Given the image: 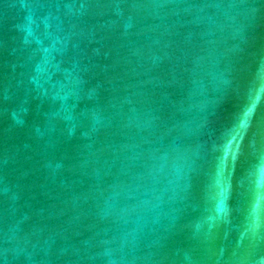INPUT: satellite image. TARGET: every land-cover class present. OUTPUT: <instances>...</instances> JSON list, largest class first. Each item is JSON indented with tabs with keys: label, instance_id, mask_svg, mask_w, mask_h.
<instances>
[{
	"label": "water",
	"instance_id": "water-1",
	"mask_svg": "<svg viewBox=\"0 0 264 264\" xmlns=\"http://www.w3.org/2000/svg\"><path fill=\"white\" fill-rule=\"evenodd\" d=\"M0 264H264V0H0Z\"/></svg>",
	"mask_w": 264,
	"mask_h": 264
}]
</instances>
